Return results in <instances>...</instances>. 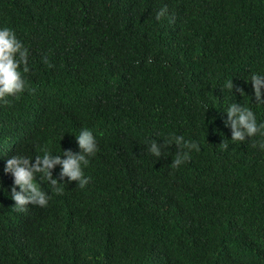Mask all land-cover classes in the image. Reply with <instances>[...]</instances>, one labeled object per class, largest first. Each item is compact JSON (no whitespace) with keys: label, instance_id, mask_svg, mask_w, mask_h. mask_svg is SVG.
<instances>
[{"label":"trees","instance_id":"trees-1","mask_svg":"<svg viewBox=\"0 0 264 264\" xmlns=\"http://www.w3.org/2000/svg\"><path fill=\"white\" fill-rule=\"evenodd\" d=\"M0 25L29 51L27 87L0 101V264H264V130L223 124L233 100L264 121L245 80L264 72V0H0ZM82 127L88 184L37 174L47 204L14 210L6 159L79 151ZM173 135L200 144L175 168L174 144L146 145Z\"/></svg>","mask_w":264,"mask_h":264},{"label":"clouds","instance_id":"clouds-1","mask_svg":"<svg viewBox=\"0 0 264 264\" xmlns=\"http://www.w3.org/2000/svg\"><path fill=\"white\" fill-rule=\"evenodd\" d=\"M165 12L166 6L157 12L156 18L159 19ZM28 55V48L17 37L15 30L9 26L0 25V101L6 102L8 96L21 93L27 87L20 66L23 65L24 73L29 71ZM148 62L151 63V60L149 59ZM245 80L251 82L255 103L264 105V72H253ZM224 88L234 95L232 79L225 82ZM236 91L240 92L241 96L247 95L243 88L237 87ZM224 113H226V118H223V124L230 128V140L232 141H244L264 130V121L258 123L256 113L245 104L233 100L226 106ZM261 134L264 135V133ZM74 135L79 151L73 152L71 149H65L60 154H56L50 148L44 147L41 149V154L36 155L34 160L33 157L21 153L13 154L6 159L3 171L11 173L13 177L11 191L8 195L14 201L12 205L14 210L24 211L28 204L30 207L32 204L46 205L50 192L63 193L71 181H76L81 188L88 184L91 177L85 175L84 168L89 164L90 157L94 156L98 150L96 137L87 127H82ZM173 144L178 149L171 160L173 168L189 160L193 150L200 151V144L197 140L186 139L183 135H173L167 140L163 139V143L158 142L157 139L146 141L148 151L157 157L169 152V146ZM220 144L227 147L225 139ZM260 147L264 148V141L260 143ZM57 164L61 166L58 169L59 180L53 178L51 172ZM37 174H39L40 181L51 186L50 192L37 182Z\"/></svg>","mask_w":264,"mask_h":264},{"label":"rangeland","instance_id":"rangeland-1","mask_svg":"<svg viewBox=\"0 0 264 264\" xmlns=\"http://www.w3.org/2000/svg\"><path fill=\"white\" fill-rule=\"evenodd\" d=\"M74 183H75V181H71V182H69L70 185H73Z\"/></svg>","mask_w":264,"mask_h":264}]
</instances>
